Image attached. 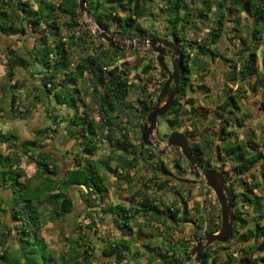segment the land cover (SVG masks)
Instances as JSON below:
<instances>
[{
    "label": "trees",
    "instance_id": "obj_1",
    "mask_svg": "<svg viewBox=\"0 0 264 264\" xmlns=\"http://www.w3.org/2000/svg\"><path fill=\"white\" fill-rule=\"evenodd\" d=\"M84 1L97 26L109 34H115L117 39L157 37L140 23L149 16L148 2L152 0ZM159 1L166 15V36L169 34L177 43L183 64L180 92L169 111V116L173 118L169 123L177 127L185 109H189L190 115L201 116L194 99H189L187 105L181 99L193 88V68L204 71L201 60L205 57L211 60L222 58L229 67L225 75L226 85L229 86L225 91V101L216 110L220 118L218 138L222 143L218 145L207 139L203 147L194 143L191 148L202 169L211 165L209 158H206L208 151L216 154L219 162L225 159L232 161L237 176L227 187L232 206L236 208L241 202L243 209L253 207L259 216L253 227L238 236L239 245L232 249L227 245L238 234L237 225L243 223L241 227L245 228L247 223L240 209H237L234 235L226 244L216 242L206 248L203 253L205 264H264V225L261 223L264 218L263 197L257 195L261 185L256 174L251 173L256 168L264 177V153L254 141L233 142L232 133L228 131L236 120L235 115L241 111V102L249 98V90L256 94L261 92L264 96V0ZM212 14L215 19L210 20ZM240 14L251 21L247 40L234 34L241 32ZM82 18L78 0H0V43L3 37H16L18 40L29 37L34 42L33 49L27 47L24 55H19L14 46L6 48L8 78L11 81L17 70L33 65L34 74L40 76L36 91L33 86L28 87L34 95L33 105L39 103L49 107L54 100L57 105L68 109L66 117L61 116L58 120L56 116L50 117L54 128L35 132L34 140L22 141L12 131L5 132L0 128V146L6 147L7 151L0 149V191L10 194L9 198L1 194L0 209L9 215L13 224L8 225L0 215V264H94V261H99L96 255L100 254L92 246L91 233L69 240L68 252L58 255L52 253L47 242L48 225L63 222L76 213L72 192L77 191L86 202V216L91 219V227L87 228L91 231L99 223L95 211L88 209L103 208L107 203L109 173L133 187L138 182L130 174L142 159L144 167L153 170V177L148 181L150 185L145 183L146 187L164 192L169 186V182L161 180L155 172L167 173L164 165L153 160L149 149L140 155L132 150L133 146L127 141V126L139 127L141 131L147 115L156 105L154 98L158 100L168 74L161 70L159 76L163 82L158 89L150 91L152 76L157 70L154 62L151 60L141 70L145 77H140V73L132 77V73L140 68L138 64L131 67L128 61L118 64L120 59L127 57L126 49L111 47L94 36L85 25L80 24ZM208 22L214 26L209 30L207 40L193 41L187 38L188 32L194 31L198 24ZM227 23L232 24L230 29ZM64 30L72 34L66 36ZM225 35L233 43L237 41V47L240 44L243 46L234 54L235 60L219 52V44ZM25 87L24 83L12 86L17 91L10 95L8 101L9 112L20 118H25L26 114L21 113L16 104ZM132 96L138 100L137 105L130 103ZM27 98L24 97L25 100ZM8 102H0V113L5 112ZM60 121L66 125L58 124ZM59 128L65 131L75 150L73 167L63 176L60 175L59 160L47 145L52 138L48 133L53 132L58 136ZM116 134H120L121 138L115 139ZM186 135L190 140L193 133L187 131ZM106 142L109 153L97 159L99 144ZM222 171L226 174L223 164ZM177 173L181 174L179 171ZM234 182L243 188L238 202L236 198L239 195L232 193ZM174 187L176 189L172 185ZM209 191L212 193L213 190L209 188ZM150 196L144 192L141 204L134 197L128 207L118 204L103 209L104 215L114 216L123 237L106 246L102 255L114 258L117 264H139L143 256L146 257V264L192 263V243L220 230L221 211L206 212V207L201 209L199 201L189 209L188 200L183 195L179 200L183 204V212L176 203L163 209ZM203 202L207 203L206 199ZM140 214L146 220L166 226L170 236L174 235L179 224L191 223V238L169 240L156 249H150L151 245H147L153 250L148 254L141 253L139 249L132 251L133 244H137L134 235L141 234L140 229H134ZM214 248H219V251H214Z\"/></svg>",
    "mask_w": 264,
    "mask_h": 264
},
{
    "label": "rangeland",
    "instance_id": "obj_2",
    "mask_svg": "<svg viewBox=\"0 0 264 264\" xmlns=\"http://www.w3.org/2000/svg\"><path fill=\"white\" fill-rule=\"evenodd\" d=\"M150 5V14L149 16L142 20L141 25L148 29L150 33L156 34L157 37H163L172 42H175L172 36H166L167 34V23H166V15L162 12V3L159 0H152L148 2ZM214 14H212L213 16ZM209 18L210 20L215 19L213 16ZM241 21V32L234 33L236 37L242 39H248L249 35L247 32L248 27L250 26V19L244 15L240 14ZM209 20V21H210ZM80 24L85 25L93 34L94 30L92 29L91 23L87 15H83V18L80 20ZM231 23H227L228 29L231 27ZM212 22H208L205 24H198V27L194 31H190L187 34V38L190 40L204 41L209 38V30L213 28ZM64 34L66 36L72 34V32H68L64 30ZM240 35V36H239ZM94 36H96L94 34ZM230 36H233L231 34ZM97 37V36H96ZM133 38V37H131ZM102 40V39H101ZM121 40V39H119ZM103 41V40H102ZM123 43L130 44L129 40H121ZM230 39L228 36H224L222 41L219 44V52L226 58L236 59L234 54L243 46L241 44L237 47L238 42ZM105 42V41H104ZM109 45L107 42H105ZM14 46L17 49L19 55L26 54V48L29 47L33 49L34 42L31 38H26L23 40H18V38H7L3 37L0 43V102L9 101L10 95L16 94V89H12L11 87L14 85H19V83H24L26 86L24 88V92L19 94V102H17V109L21 113L26 114L25 118H20L15 116L14 114L9 112V102L5 106V112L0 113V128L3 131H12L16 134L20 140H34L35 132L47 129L54 128L53 121L50 117L56 116L58 120L61 116L66 117L68 109L62 105H57V102L52 100V104L47 107V104L44 106L43 104H37V106L33 105L34 95L30 93L28 90L31 86H33V90H37V85H40V76L34 74L35 69L33 65L28 66V68H21L15 72V78L11 81L7 75V62L5 58L6 48ZM127 57L125 59H120L118 64L127 62L129 66L139 65L140 68L132 73V77L137 74H141L140 77H145L142 74V69L145 68L150 61L154 62V66L157 70L154 71L152 76V84L150 87V91L155 88H159L162 81V78L159 76L161 72V68L157 62V54L152 52L150 48H141V49H126ZM192 59V58H191ZM194 59V58H193ZM203 66H205V70L201 71L198 68H193L192 72V80L191 83L193 88L188 90L187 95L181 99V102L184 105H187V101L189 99H194L195 105L198 108V112L201 116L195 117L190 115L189 109H185L184 116L179 118L177 127L172 126L169 123V130L167 127V123L164 119H159V124L154 132L155 139L163 140L165 133H171L173 131H181L186 134L187 131H192L193 135L189 140V144H198L200 147H203L204 141L211 140L215 141L216 144L220 145L222 142L218 138L219 134V121L220 118L217 116L216 110L218 111V107L223 105L225 101V91L228 90L226 73L229 71V67L227 66L222 58H214L210 59L205 57L202 59ZM167 65L172 70L173 61L170 56L166 58ZM156 64V65H155ZM261 65V61H260ZM36 79V80H35ZM30 85V86H29ZM35 85V86H34ZM236 89V86L234 87ZM28 96L25 100L24 97ZM246 100L241 102V111L235 115L236 120L232 122V126L228 129L229 133H232L231 140L235 143L243 142H252L254 141L260 151L264 153V96L262 93L254 92L251 90L247 93ZM137 99L135 96L130 98V103L137 105ZM157 102V99L154 98V103ZM155 106V105H154ZM48 111H47V110ZM53 109H57L53 111ZM189 112V113H188ZM173 118L169 116V120ZM63 127L66 125L65 123H60ZM128 130V142L133 146L132 150L137 151L139 154L140 145V128L132 127L131 125L127 126ZM60 134H54L53 132H49V136H51V140H48L47 145L49 146V150L53 153L57 159L59 160L58 166L61 169V174H63L70 168L73 167L72 159L74 157V148L73 144L70 140L66 138L65 131L60 129ZM121 138L120 134L115 135L116 138ZM46 138V137H45ZM99 144V143H98ZM101 144V143H100ZM99 144V151L97 154V159L105 157L109 153L108 143ZM167 143H163L161 149H165ZM6 151V147H1ZM154 150V149H153ZM7 152V151H6ZM153 160L157 163H163L166 170H169V186L164 192H156L155 190L148 189L145 185H150L148 181L153 177V170L144 167L143 160H139L137 166L134 169V172L130 174L131 178L137 183V185L130 187L126 182H120L116 177H114L111 173H109V180L106 183L109 192L107 203L103 208H94L88 209V211H95L97 215L98 226H94L90 231L89 226L91 224V219L86 216L85 209L87 208L86 202L77 191H73V198L75 202V212L73 215L69 216L65 221L56 223L53 225H48L46 238L49 242L50 249L53 254L58 255L60 252L66 253L69 250L68 245L70 244L71 239H77L80 234L91 233V241L92 246H95L100 256L98 257L99 261H94V264H117L114 261V258H107L102 255L103 249L111 243L119 241L123 236L122 232L119 230L114 221V216L112 214H103V209H109L114 205L124 204L127 207L132 204L133 198L135 197L136 202L138 201L141 204L143 200L141 195L147 194L151 195L150 197L154 199L160 207L166 209L167 207H172L173 203H176L177 206L182 207L183 212V204L179 202L184 196L185 199L188 200L189 209L195 206V202H201V209L206 207V212H214L217 213L220 210V205L217 202L216 196L214 192L209 191V187L207 186L205 180L194 177L190 174L189 164L186 161L185 157L182 155L180 149H176L174 147L169 148V156L165 154H158L157 151L154 150ZM196 157V156H195ZM206 158L210 160V167L212 169H217L222 171V164L225 167L226 174L225 179L227 182V187L231 180L235 179L236 173L233 171L235 164L229 159H225L223 162H219L216 154H212V152L208 151ZM25 162V160H24ZM28 164V162L26 161ZM178 163L183 169L186 170V173L179 174L175 169V164ZM225 163V165H224ZM115 166V163L112 164ZM199 166V165H198ZM31 167H34L32 165ZM156 167V166H154ZM200 168V166H199ZM150 169V170H149ZM202 169V168H200ZM156 173L160 176L161 180L166 179V174L164 171L155 170ZM224 173V172H223ZM251 173L256 174L258 178V182L261 185V189L257 192V195L263 197V210H264V177L260 170L258 171L256 168H253ZM172 185L176 186L172 188ZM227 190V188H226ZM178 192L181 194L178 195ZM243 192L242 186L238 182H234L232 186V193L234 195H239ZM4 195L6 198L10 197L8 192L0 191V196ZM228 194V191H227ZM190 195V198H188ZM229 196V194H228ZM241 198L239 195L236 199L237 202ZM206 199L207 203L203 202ZM1 200V198H0ZM244 204L238 202V207L234 208V212L237 209H240L242 212V217L247 221L246 227L242 228L240 223L237 225V233L232 242H230L227 246L232 249H236L238 247V236L244 232H246L249 228L253 227L256 219L259 218L258 214L254 211L253 207H247L245 209L242 208ZM194 213V212H192ZM0 215L2 219L8 223V225L12 226V222L8 214L4 213L2 209H0ZM261 223L264 225V218L261 220ZM141 225V226H140ZM236 225V222H235ZM234 225V226H235ZM134 229L137 231L141 230V234L134 235V242L132 251H136L139 249L141 253L148 254L153 252L150 249H156L161 246L163 242H169V240L179 241L180 239L190 240L191 234L193 232V225L191 223H181L176 228L174 235H169L167 232L166 226L161 225L156 222H152L150 220L144 219L141 214L136 218V224H134ZM234 235V234H233ZM231 240V239H230ZM229 240V241H230ZM90 242V240H88ZM197 242H193V247ZM228 243V242H227ZM226 244V243H225ZM147 245H151L149 249ZM15 247V245H12ZM192 247V249H193ZM214 251H219V248H214ZM222 251V250H220ZM155 252V251H154ZM160 252V251H158ZM194 259V257H193ZM139 264H146V257H142L139 259ZM190 264H197L195 260H193Z\"/></svg>",
    "mask_w": 264,
    "mask_h": 264
},
{
    "label": "water",
    "instance_id": "obj_3",
    "mask_svg": "<svg viewBox=\"0 0 264 264\" xmlns=\"http://www.w3.org/2000/svg\"><path fill=\"white\" fill-rule=\"evenodd\" d=\"M79 7L82 15H87L92 26H95L94 34L107 42L111 47L117 49H141L150 48L152 52L157 54V62L161 70L168 74V79L164 84L156 102V105L147 115V119L142 128V141L146 146H154L157 149H161L160 142L154 137V132L157 128L158 119L165 116L172 108L176 97L180 92V84L182 82V62L181 52L176 42H172L163 37H155L152 39H134L126 38L131 43L126 44L117 39L115 34H109L101 30L88 10L84 0H78ZM170 56L173 61L172 70L169 68L166 62V58ZM174 147L180 149L182 155L190 163L189 171L194 177L205 180L209 188H211L216 196V199L220 205V211L222 216L221 228L217 233L207 234L197 241L196 245L192 249V256L197 264H205L203 253L206 248L214 243L225 244L229 242L234 234V225L236 222L235 212L232 206L230 197L227 194V182L223 172L212 169H200L198 166L197 158L189 144L188 137L181 131H174L171 133L167 148ZM165 151H162L164 154ZM176 169L182 171V167L177 164Z\"/></svg>",
    "mask_w": 264,
    "mask_h": 264
},
{
    "label": "flooded vegetation",
    "instance_id": "obj_4",
    "mask_svg": "<svg viewBox=\"0 0 264 264\" xmlns=\"http://www.w3.org/2000/svg\"><path fill=\"white\" fill-rule=\"evenodd\" d=\"M160 119V118H159ZM159 119H158V124H159ZM161 119H164L165 120V122L167 123V127H168V130H169V111L167 112V114L165 115V116H163V117H161ZM146 121V120H145ZM144 121V122H145ZM158 124H157V126H158ZM174 132V131H173ZM173 132H171V133H173ZM171 133L169 134V133H165V135H164V138L165 139H163V140H158V139H156L157 141H159L160 142V145L162 146L163 145V143H168V139H169V137H170V135H171ZM140 145H141V147L142 148H140V150H139V154L140 155H142L146 150H148L149 149V151H148V153L149 154H152V153H154V150L155 151H157V153L158 154H163L162 153V151H165L164 152V154L165 155H168L169 156V149L167 148V145H166V147H165V149H157L156 147H154V146H146V145H144V143H143V141H142V129H141V134H140ZM154 149V150H153ZM187 161V160H186ZM188 162V161H187ZM198 162V161H197ZM159 164H161V163H159ZM163 164V163H162ZM178 163H176L175 164V169H176V165H177ZM188 164L190 165V163L188 162ZM190 167V166H189ZM186 170H188L187 168L186 169H183L182 168V171H179L178 169H176V171H179L181 174H183V173H186ZM166 180L169 182V170H168V172H167V174H166ZM143 201V200H142ZM141 201V202H142ZM140 208H142V205H140Z\"/></svg>",
    "mask_w": 264,
    "mask_h": 264
},
{
    "label": "bare ground",
    "instance_id": "obj_5",
    "mask_svg": "<svg viewBox=\"0 0 264 264\" xmlns=\"http://www.w3.org/2000/svg\"><path fill=\"white\" fill-rule=\"evenodd\" d=\"M92 26V25H91ZM92 29L94 30L95 29V26H92Z\"/></svg>",
    "mask_w": 264,
    "mask_h": 264
},
{
    "label": "crops",
    "instance_id": "obj_6",
    "mask_svg": "<svg viewBox=\"0 0 264 264\" xmlns=\"http://www.w3.org/2000/svg\"><path fill=\"white\" fill-rule=\"evenodd\" d=\"M47 242H48V240H47ZM49 243V242H48Z\"/></svg>",
    "mask_w": 264,
    "mask_h": 264
}]
</instances>
